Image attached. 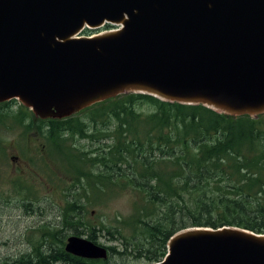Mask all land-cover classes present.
<instances>
[{"label": "water", "instance_id": "water-1", "mask_svg": "<svg viewBox=\"0 0 264 264\" xmlns=\"http://www.w3.org/2000/svg\"><path fill=\"white\" fill-rule=\"evenodd\" d=\"M124 93L263 114L264 0H0V102L61 119ZM64 249L108 257L73 234ZM152 264H264V233L186 227Z\"/></svg>", "mask_w": 264, "mask_h": 264}, {"label": "trees", "instance_id": "trees-1", "mask_svg": "<svg viewBox=\"0 0 264 264\" xmlns=\"http://www.w3.org/2000/svg\"><path fill=\"white\" fill-rule=\"evenodd\" d=\"M12 102L0 103V127L35 132L49 153L41 160H53V154L68 159L72 181L67 194L62 191L61 228H33L29 250L0 264H117L114 255L151 264L162 260L170 236L186 227L234 225L264 233L262 115L231 116L202 104L124 93L83 109L81 116L43 120L22 105L12 109ZM76 139L98 145L84 152ZM14 180L22 207L34 213L38 199L22 176ZM75 185L82 186L79 196ZM124 192L130 197L127 216L84 220L91 198ZM82 229L93 242L105 232L122 247L106 246V259L66 252V232Z\"/></svg>", "mask_w": 264, "mask_h": 264}, {"label": "rangeland", "instance_id": "rangeland-1", "mask_svg": "<svg viewBox=\"0 0 264 264\" xmlns=\"http://www.w3.org/2000/svg\"><path fill=\"white\" fill-rule=\"evenodd\" d=\"M108 30L109 28L105 29V26H102L91 29L90 32L84 29L81 34H99ZM12 101V109H17L21 105L17 99ZM82 111L73 115L81 114ZM261 115L260 120L264 123V113ZM42 141L43 139L33 131L24 133L19 127L9 129L0 127V160L2 158L0 163V261L5 259L12 261L18 255L27 252L30 246L29 239L32 240L35 237L31 233L33 228L44 224L61 228L60 213L66 198L63 192L67 194L63 190L68 186L69 181H72V176L67 171L69 161L54 154L53 160L50 158L41 160L43 156L49 154L47 149H40ZM75 145L82 151L88 152L98 143L91 144L87 139H76ZM18 174H22L25 182L29 184L27 185L31 191L29 195L38 199V204L35 205L36 211L32 214H27L28 211L32 212L31 209L28 208L27 211L22 207L16 196L15 187L18 188L19 185L17 180L10 181V179H16ZM80 187L82 188L77 186L73 189L75 196L82 194ZM86 190L88 194L91 193L89 189ZM129 199V194L126 192L115 197H107L106 194L99 193L95 201L91 198L90 202L85 203L84 220L94 223L101 219L106 223L111 222L116 216H127L130 210ZM66 234L86 238L88 236L85 229H82L80 233L67 231ZM95 243L105 247L114 246L117 250L122 247L120 240H110L105 232H97ZM113 261L117 264H143L133 259H120L115 255Z\"/></svg>", "mask_w": 264, "mask_h": 264}, {"label": "flooded vegetation", "instance_id": "flooded-vegetation-1", "mask_svg": "<svg viewBox=\"0 0 264 264\" xmlns=\"http://www.w3.org/2000/svg\"><path fill=\"white\" fill-rule=\"evenodd\" d=\"M82 114V113H81ZM81 114L79 113L78 115H71V116H73V117H75V116H81ZM70 117V116H69ZM67 118V117H66ZM48 119V118H47ZM58 119V118H57ZM61 119H65V118H61ZM44 120V119H43ZM36 134V133H35ZM37 135V134H36ZM44 143H42L41 142V144H40V149H44ZM18 176H22V174H18ZM26 185H29V184H26ZM78 185H75V187H77ZM31 192V191H30Z\"/></svg>", "mask_w": 264, "mask_h": 264}]
</instances>
